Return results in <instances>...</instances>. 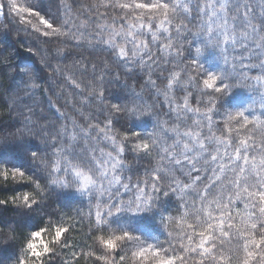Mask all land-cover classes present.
<instances>
[{
  "label": "trees",
  "instance_id": "16d2710c",
  "mask_svg": "<svg viewBox=\"0 0 264 264\" xmlns=\"http://www.w3.org/2000/svg\"><path fill=\"white\" fill-rule=\"evenodd\" d=\"M196 2L197 0H192L193 4ZM233 2L235 3V0ZM243 2L252 8L251 15L255 17L257 24L262 25L260 34L264 35V20L261 19L264 17V0ZM0 3L6 5L7 0H0ZM16 3L23 7L38 8L55 26L63 27L65 22H68V30L72 35L46 37L42 32L33 31L32 26L22 22L15 13H10L7 6L0 10V155L7 153L8 156L10 154L13 156L12 161L1 159L0 170L5 166L17 167L26 173L23 182H20L19 176L16 182L11 178L7 182L0 178V200L9 201L0 205V248L3 249L4 259L9 255L5 261L0 260V264H16V258L25 254L33 231H42L43 241L53 249L52 253L43 258L44 264H133L130 246L136 241H115L117 247L114 250L108 249L103 243L105 240L123 235L125 231L133 237L139 236L140 242L145 243L144 246L160 242L164 248H169L171 241L178 247L181 232L178 219L187 211L188 222H193L194 209L191 205L195 203L197 207L200 206L195 193L202 191L208 181L202 179L193 192L183 194L181 199L182 194L171 191V187L174 186L172 181L175 178L190 183L191 178L178 170L168 172L167 169L172 165L166 160H161L163 153L159 147H152L148 154L133 151V141L138 142V138L133 137L131 133L139 131L141 138L149 140V143L151 137L157 139L158 145L172 144L174 137L171 132L166 133V129L178 128L181 133L195 129V122L198 119L192 113L177 110L176 106L183 104L185 96L188 98L189 106L198 107L201 113L211 106L210 96L207 94L210 90L202 91V80L198 83L193 79L189 83L188 79L193 75L190 60L195 57L197 46L190 32L200 30L202 19L198 18L193 10L190 17L180 14L174 21L175 24L187 25L190 30L184 32L182 36H178L174 29L171 33L176 47L183 44L186 50L183 56L175 55V48L173 55L168 56L159 50V43L150 44L159 67L141 68L133 65L132 70H129V67L118 61L105 46L93 47L86 39L80 43L73 39V35L79 37L78 29L94 33L98 26L110 25L113 21L117 26L122 23L124 16L122 10L116 7H103L104 4L115 5L117 0H16ZM28 18L36 23V18ZM241 26L242 21H237L238 31ZM147 39L150 41V36ZM161 42L166 43L163 40ZM235 49L234 51L230 46L228 51L229 57L232 60L234 58L236 68V75L231 81L235 85L233 92L236 94L238 90H247L254 98L259 93L256 91H259L264 83L255 85L239 73L243 70L249 77L264 74V68L259 66L264 63V53H256L251 40L248 42L247 52H244L239 44ZM40 52L46 56L45 60H42ZM248 56L252 58L249 60ZM241 62L248 67L242 69ZM231 63L232 61L229 71ZM253 65L257 68L252 67ZM173 72H180L181 80L179 86L174 85L169 90L168 78ZM101 76L103 80L100 79ZM72 81L78 83L80 87H75ZM150 81H155V85ZM12 82L18 83L19 88L15 93L16 101L9 108L3 98L8 95ZM101 91L104 94L103 103L96 98V94ZM234 95L228 97L225 102L227 111L234 112L235 107L243 105L237 102ZM112 104L129 108L134 105L147 106L152 115L151 118L134 120L124 113H116L111 108ZM212 117V132L217 136L228 137L226 110L217 109L212 113ZM107 120L112 121V131L109 134L118 136V143H122L124 147L121 157L122 163L126 166L122 173L125 177L124 182H129L126 178L131 177L133 186L127 192L121 188L119 195L125 200L132 198L137 194L135 184L139 181L143 187L147 182L148 192L153 195L156 203L152 211L137 214L117 213L112 217H105L103 225H97L96 199L88 192L80 191V178L76 177L74 172H53L52 169L58 160L62 169L69 167L57 153V148H69L70 156H65L64 159H71L78 170L84 171L86 175H92L95 179L96 166L88 162L93 154L97 160L102 153L106 155L111 151V145L103 138L97 139L98 131H92L85 137L80 128L87 131L90 126L103 127ZM73 122L78 126L77 138L70 146L63 130L67 127L71 132ZM206 125L207 121L202 120L201 126L205 135L208 134ZM228 127L238 126L233 122L228 124ZM18 129L23 130L17 132ZM248 130H251L256 144L259 145L264 140V130L254 128L252 124L247 126V130L241 129V135L248 134ZM126 132L129 133V138L124 141ZM230 138L234 143L238 139L235 132L231 133ZM34 152L37 153L35 159L32 157ZM81 160L91 167L90 172L87 167L81 165ZM202 164L203 162L197 167L201 168L200 175L203 178L210 173L203 170ZM160 167L165 169L160 173L164 179L156 181L161 191L152 193V175L154 170ZM184 172L187 173L186 165ZM53 178L67 181L71 186L60 188L53 185ZM33 179L39 181L40 189H35L31 182ZM35 192L41 194L34 195ZM23 193L34 195L40 203L28 211L17 208L11 203L12 197ZM59 202L63 204L58 205ZM185 203L188 205L187 208L183 207ZM238 207L242 208V205ZM105 210L102 205L101 211ZM15 218H19L21 223L15 225ZM3 220L9 222L10 226L4 227ZM57 227L66 228L68 231L63 234L59 243H53ZM168 232L173 236L168 237ZM216 243L217 249L214 251L218 255L221 251L225 255L235 253L233 260L226 264H237V257L243 255L242 250L238 248L240 242L221 238ZM168 254L173 253L170 251ZM185 255L188 256V264H198L199 257L195 254ZM121 256L124 257L122 261ZM205 264L212 262L207 260Z\"/></svg>",
  "mask_w": 264,
  "mask_h": 264
},
{
  "label": "snow or ice",
  "instance_id": "6c2138e0",
  "mask_svg": "<svg viewBox=\"0 0 264 264\" xmlns=\"http://www.w3.org/2000/svg\"><path fill=\"white\" fill-rule=\"evenodd\" d=\"M7 6L10 13H15L22 22L32 26V30L41 33L44 36H68L72 33L68 30V22L63 27L55 26L54 23L41 14L40 10L33 6L23 7L16 3V0H7L6 5L0 3V10ZM103 7H116L124 12L122 23L118 26L113 21L110 25L98 26V30L94 33H88L86 30L80 31L79 37L73 35V39L80 43L85 40L90 46L103 45L118 60L124 62L129 70L133 65L141 68L159 67L154 57L150 44L159 43V50L168 56L174 54L183 56V44L176 47L172 41L173 29L178 36L186 31H190L187 25L180 23L175 24L174 21L179 18L180 14L190 17L193 10L196 16L202 19L199 25V31L190 32L193 41L197 42L195 48V57L190 60V67L193 75L189 76V83L195 79L198 83L202 80L203 89L210 90L207 94L210 96L209 104L211 105L204 113L199 108L189 106L188 98L185 96L182 105H177V110L192 113L198 117L195 122V129H188L180 132L178 128L166 129L171 132L174 137L172 144H157V139L149 138V140L141 138L139 131L132 132L133 137L138 138L133 141V151L148 154L152 147H159L162 150L161 160H166L172 165L167 169L168 172L180 171L191 178V182H181L173 179V187L171 191L180 193L181 199L183 194L191 193L194 188L203 180H207L204 189L196 192L195 196L200 201V206L195 203L191 205L194 209L193 222H188L189 213L184 212L178 219V227L181 232L179 234L178 247L169 241V248H164L160 242L156 244H147L142 246L138 251L133 253L137 258L138 264H188V256L185 254H195L199 257L198 264H205L210 260L212 264H226L233 260V255H225L223 251L217 254V241L237 240L240 243L238 248L242 250V257H237V264H264V140L258 145L251 135H241V129L247 130V126L252 124L254 128L264 130V112L257 115L253 105L255 101L248 104L247 107H235V111H227L226 100L233 96V88L235 85L231 82L236 75L234 58L231 63V71H229L230 58L228 55L229 47L235 51L236 45H241L244 52L248 51V42L251 40L252 47L256 53H264V35H261L262 25L255 22L252 16V8L243 0H197L195 4L192 0H130V2H120L117 0L115 5L104 4ZM23 14H26L23 15ZM36 18V23L32 19ZM264 20V17L261 18ZM237 21H242L240 30H237ZM150 36L149 41L147 37ZM166 41L163 43L161 41ZM191 57V51L189 50ZM248 56L247 59H251ZM243 61V58H242ZM242 63V69L248 65ZM264 68V63L259 65ZM252 67H256L253 65ZM187 71L185 70V75ZM239 75L244 79L253 82L255 85L264 83V74L256 77H249L243 70ZM103 80V77H100ZM181 80L180 72H173L168 78L167 88L171 90L174 85L179 86ZM75 87L80 85L72 81ZM155 85V81H150ZM33 87L35 85L33 84ZM96 98L103 103L104 94L99 92ZM261 105L264 107V93L261 94ZM111 108L116 113H124L134 120L151 118V111L147 106L134 105L133 107H122L118 104H112ZM217 109L226 110V128L228 137L217 136L212 132V113ZM59 111V109H57ZM207 121L208 134H204L201 121ZM234 124L238 127H228V124ZM73 130L68 131L64 128V136L71 146L76 141L77 133L75 122H73ZM92 131H98L97 139L103 138L111 145V151L106 155L101 154L97 160L95 154L89 160L88 164L94 163L96 166L95 179L92 175H86L84 171L78 170L77 166L72 164L71 159H64L70 156L69 148H57L64 163L69 167H59L60 160L53 167V172H74L75 176L80 178V191L88 192L96 199L97 211L95 213L97 225L105 223V217H112L114 214L127 213H145L152 211L156 201L153 195L148 192L147 182L144 186L138 181L135 184L137 194L127 200L120 195V189L125 192L130 190L131 177L126 179L122 175L125 165L122 163L121 157L124 153L122 143H118L119 137L110 135L112 131V121L107 120L103 127L90 126L87 131L80 128V132L85 136H89ZM235 132L238 139L233 142L230 138L231 133ZM129 133H125L123 140L127 141ZM116 154L113 155L112 153ZM37 153H32L35 159ZM203 162L202 167L206 173L203 178L200 175L201 168L197 167ZM81 165L87 167L90 172L92 169L80 161ZM185 165L187 173L184 172ZM165 171L163 167L154 170L152 175V193L161 191L156 181L163 180L160 175ZM51 176L52 173L50 172ZM23 182L26 173L21 168L5 166L0 170V178L7 182L10 178L12 181ZM35 189H40L38 180L31 181ZM106 182V183H105ZM52 184L60 188H69V182L53 178ZM213 190L215 193L213 194ZM35 192L34 195H40ZM34 195L23 193L14 195L11 203L17 208L26 211L32 210L40 201L34 198ZM165 195L167 193L165 192ZM9 203L8 200H0V205ZM102 205L106 208L101 211ZM242 205V208L238 207ZM183 207L187 208L185 203ZM202 214V215H201ZM91 215V213H90ZM171 219V218H169ZM68 229L57 227L53 243H59L63 234ZM168 237H172L171 232L167 233ZM32 239L27 243L25 254L16 258V264H44L43 258L52 253L53 249L49 247L47 242L42 239V231H33ZM37 241L39 243H37ZM115 241L140 242V237H133L129 232H123V235L116 236L114 239L103 241L105 246L114 250L117 245ZM186 241V243H185ZM173 254H168L169 252ZM121 261L124 259L120 257Z\"/></svg>",
  "mask_w": 264,
  "mask_h": 264
},
{
  "label": "rangeland",
  "instance_id": "374dc122",
  "mask_svg": "<svg viewBox=\"0 0 264 264\" xmlns=\"http://www.w3.org/2000/svg\"><path fill=\"white\" fill-rule=\"evenodd\" d=\"M40 55H41L42 60H45L46 59L45 58L46 56L43 53L40 52ZM230 61H232V58H230ZM256 68H257V66H256ZM77 72H78V68L76 66L75 67V73H77ZM8 73L10 75L11 72L9 71ZM114 80H115V78L112 81H114ZM18 88H19V84L16 83V82H12V84L10 86V91L8 92V95L7 96H4V98H3V101L5 102V104L9 108L12 107L13 103L16 101L15 100V93L18 90ZM256 92H259V93H257V95H255V97L253 98L252 97V94L249 91H247V90H238L237 93L234 95V98L237 100V102L239 104L240 103L243 104V105H241V107H247L248 104L252 103V101H255V104L253 105V107H254V110H255V114L259 115V114L262 113L261 110L262 109L264 110V107H262V105H261V94L264 93V85H262V87H260L259 91H256ZM21 109L22 108L20 107V110ZM10 119H11V117H10ZM22 130L23 129H18L17 132H21ZM17 132L15 131L14 132V135H16ZM8 153H10V151ZM3 158L5 160L12 161L13 156H12V154H10L8 156V154L5 153L4 155L3 154L0 155V161H1V159L3 160ZM60 204H63V203L62 202H59L58 205H60ZM55 208H56V206H55ZM14 221H15V225H18V223L19 224L21 223V220L19 218H15ZM2 225L4 227H8V226H10V223L9 222L7 223L6 221L3 220ZM37 243H39V242L37 241ZM144 245H145V243H143V242H136V243H134L133 246H130L131 251H132V254L134 252L138 251L139 248L142 247V246H144ZM2 250L3 249L0 248V260L1 261H5L9 257V255H6L7 258L4 259L5 256H2ZM132 257H133V264H138L137 258L134 257V256H132Z\"/></svg>",
  "mask_w": 264,
  "mask_h": 264
}]
</instances>
